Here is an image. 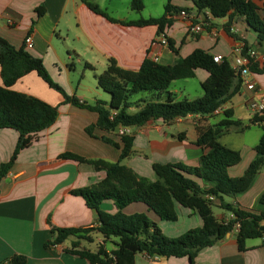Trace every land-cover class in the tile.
I'll use <instances>...</instances> for the list:
<instances>
[{
  "label": "crops",
  "instance_id": "1",
  "mask_svg": "<svg viewBox=\"0 0 264 264\" xmlns=\"http://www.w3.org/2000/svg\"><path fill=\"white\" fill-rule=\"evenodd\" d=\"M116 1L123 10H117L113 3L115 1L88 0L116 21L112 23L90 11L80 0H0V37L19 50L23 48L25 38L31 36L32 48L24 50L44 63L49 76L68 96H74L88 105L100 101L106 107L109 96L98 87L97 77L107 67L108 60H114L122 69L136 71L145 59H156V64L173 66L199 49L208 55H221L230 61L235 39L243 40L248 47L260 54L264 53V45L257 44L255 34L249 30L243 18L236 17L231 23L230 34L231 31L236 32L232 34L235 36L233 39L224 31L227 18H211L201 33L193 34L187 32L189 23L174 13L167 16L172 24L164 29L165 38L173 41V48L170 49L169 46L158 43L160 35L155 26L135 27L125 23L157 19L158 16L153 15V11L148 10L147 6L155 2L156 13L161 7L163 14L164 6L168 3L178 11L185 10L196 15L198 19L195 23L205 19L206 12H196L191 0H143V11L134 14L129 9V0ZM39 8L43 10L40 16L37 14ZM110 9L111 14L108 13ZM214 33L216 37L213 36ZM74 60L80 65L84 64L85 69L91 73H82L75 88L69 79L72 66L75 65ZM69 61L72 62L70 65ZM207 78L206 71L197 69L194 78L182 80V87H177V84L173 85L175 81L172 82L169 91L174 95L175 101L199 99L203 94L200 86ZM85 79L91 80L87 82L88 87L82 86ZM254 82L257 92L264 93V73L254 74ZM11 90L37 98L52 107H58L59 110L54 124L40 133L33 144L17 156L14 165L0 182V264L16 255L26 257L27 264H88L85 260L66 253L75 242L79 243V249H84L82 242L86 240L69 237L61 245H45L53 240L50 225L56 229L84 230L98 227L96 213L85 206L83 199L72 196L70 191L94 185L104 180L105 174L103 171H94L87 164L70 160L59 161L57 156L70 153L85 160L116 163L120 158V149L106 144L102 138L120 146L119 131L105 133L96 129L94 135L89 137L85 130L96 123V113L63 104L61 95L49 89L34 72L16 82ZM253 97L255 95L241 86L221 106L220 114L207 117L187 116L169 125L150 120L143 127L130 129L134 136V154L123 160L122 164L151 181L155 180L152 171L154 164L197 167L200 157L207 152L206 148L195 144L198 139L197 130L219 123L227 110L232 111L233 120L248 124L254 114L248 109L247 101ZM137 99L139 97L135 98ZM135 112L136 109H131V113ZM261 135L262 131L258 126H251L242 133L230 130L221 137L219 143L239 152L241 157L240 163L228 169L230 178L239 179L243 176L255 159L254 147ZM16 143L15 130H0V167L9 162ZM199 187L206 189L202 184ZM262 197L264 168L257 173L244 193L224 200L242 211L264 214ZM216 206L219 209V205ZM100 209L107 214H114L116 211L112 202L101 203ZM123 212L126 216L145 214L170 240L202 227V221L195 212L179 206H175V223L161 221L143 203L129 205ZM214 217L218 221H225L229 213ZM236 233L234 229L215 246L198 252L195 264H264V233L261 239L247 240L244 252L238 250ZM82 238H90L91 241L87 242H93L95 238L97 248L99 244H103L101 235L95 231L87 236L83 235ZM105 247L107 252L114 249L111 243H106ZM135 263L147 264L144 254L137 255ZM155 264H189V261L187 258L167 260L159 257Z\"/></svg>",
  "mask_w": 264,
  "mask_h": 264
},
{
  "label": "trees",
  "instance_id": "2",
  "mask_svg": "<svg viewBox=\"0 0 264 264\" xmlns=\"http://www.w3.org/2000/svg\"><path fill=\"white\" fill-rule=\"evenodd\" d=\"M88 9L101 15L112 23L108 15L88 0H80ZM113 1V0H111ZM198 13L208 12L213 19H228L224 31L230 34V26L234 18H243L256 36L259 46L264 45V0L258 8L253 0H191ZM143 0H129V8L135 14L143 11ZM178 9L164 6V13L160 18L142 19L126 25L135 27L155 26L158 35H164V29L172 24L167 16L180 14ZM263 13V15L261 14ZM37 14H43L41 8ZM168 46L173 48V41L168 40ZM246 45V44H245ZM247 46V45H246ZM204 70L208 74L207 80L201 84L203 92L199 99L175 101L169 91L172 82L194 78L196 70ZM251 71L258 75L264 73V64L259 67L253 65ZM34 72L49 89L59 93L63 104H70L96 113L97 120L85 132L89 137L94 131L105 133L118 132L122 128H140L151 121H161L172 124L187 116H212L224 103L234 96L241 87V83L233 75V70L227 62L217 64L212 56L194 50L188 57L177 65L165 66L145 59L136 71L119 67L114 60L107 61V67L97 77L98 87L109 96V104L96 102L88 105L80 102L74 96H68L62 87L47 73L44 63L26 53L24 47L16 49L0 37V130L12 129L17 134L16 148L8 163L0 167V182L14 165L17 156L29 148L38 135L50 128L57 119L58 107H52L37 98L18 94L11 87L24 76ZM136 97L139 99L135 100ZM131 109H136L131 113ZM231 110L223 113L222 120L208 128L198 129L196 146L207 149L197 164V167L182 164H154L152 171L155 180L141 177L122 164L133 156V135L120 136V143L115 144L102 138L106 144L120 149V158L110 164L104 160H85L70 153L57 156L59 161H75L90 165L94 171H103L105 179L84 189L70 191L72 196L83 199L85 206L96 213L98 227L95 229H56L50 225L53 240L50 245H61L69 237L78 240L91 241L82 238L91 232H97L103 239L94 252L79 249V243H73L66 253L85 260L88 264H136L135 257L144 254L148 257L171 259L187 258L189 264H195L198 252L215 246L223 240L226 234L234 230L235 224L240 228L236 233V242L239 252L245 251V242L250 239H261L259 231L264 222V214H255L242 211L237 206L225 202V198L233 199L244 193L252 184L257 173L264 168V113L254 115L244 125L233 120ZM251 126H258L262 135L254 147L255 159L249 164L241 178H230L228 169L240 163L239 152L222 146L221 137L230 130L240 133ZM131 132V131H130ZM202 184L206 189H202ZM112 202L115 213L102 212L100 204ZM261 202L264 203V197ZM143 203L150 212H153L161 221L175 223L177 214L175 206L192 210L202 221V227L189 230L177 239L170 240L159 230V227L150 221L145 214L126 216L123 212L129 205ZM232 214L228 221H218L212 212L213 207ZM50 224V221H48ZM111 243L114 249L107 252L105 244ZM2 264H27L24 256L16 255Z\"/></svg>",
  "mask_w": 264,
  "mask_h": 264
},
{
  "label": "built area",
  "instance_id": "3",
  "mask_svg": "<svg viewBox=\"0 0 264 264\" xmlns=\"http://www.w3.org/2000/svg\"><path fill=\"white\" fill-rule=\"evenodd\" d=\"M180 17L185 19L189 24L187 26L188 33H201L202 28L209 24V19H211V15L206 12L205 19H200L198 23L195 21L198 19L196 15L189 14L188 12H181ZM10 23V22H9ZM231 33L235 34L236 32L231 31ZM216 37V33L213 34ZM32 37L28 36L25 38L23 42V47L25 50H29L32 48ZM158 43L162 46H168V41L164 35H160L158 39ZM213 62L217 64H223L227 62L231 69L233 70L234 77L240 81L241 86L249 93L255 95V97L251 98L247 101L248 109L254 115H262L264 113V93H258L256 90V84L254 82V73L251 71V67L253 65H257L261 67L264 64V53H258V51L248 47L245 45L244 41L241 39H235L234 47L231 51V60L228 61L226 58L222 57L221 55L212 56ZM153 61V60H151ZM156 59L153 63H156ZM222 111L221 108H218L214 114H220ZM119 134L124 135L130 134V129L122 128L119 130ZM233 218L232 214H229V217L225 220H231ZM239 224H235L234 229L236 232L239 230ZM145 256V255H144ZM158 257H148L145 256V260L147 264H155Z\"/></svg>",
  "mask_w": 264,
  "mask_h": 264
},
{
  "label": "rangeland",
  "instance_id": "4",
  "mask_svg": "<svg viewBox=\"0 0 264 264\" xmlns=\"http://www.w3.org/2000/svg\"><path fill=\"white\" fill-rule=\"evenodd\" d=\"M89 1H91V0H89ZM113 1H115V2H113V3H115V5H116V7H117V10H119V11H121V10H123L122 9V7L120 6V4H118L119 2L118 1H116V0H113ZM253 2H255L259 7L258 8H261L262 7V1L261 0H253ZM150 3V2H149ZM113 5V4H112ZM147 6H148V10H152L153 12L152 13H154L153 15H155V16H158L157 18H160L163 14H162V9H161V7H160V9L158 8V13H156L157 11V9H156V6H157V4H156V2H155V4H153V5H150V4H147ZM130 9V8H129ZM111 10L112 9H110V10H108V13H110L111 14ZM160 10V11H159ZM135 14V13H134ZM261 14L263 15V13L261 12ZM64 55L65 56H67V53H64ZM73 61V60H72ZM70 63H69V65L72 63L71 61H69ZM74 63H75V65L74 66H72L73 67V69H71V72H70V77H69V79H70V82H71V84L74 86V88L76 87V84H77V82L81 79V74L82 73H85V75H91V73L87 70V69H85V65L84 64H82V65H80V64H78V63H76L75 62V60H74ZM71 67V68H72ZM91 78V77H90ZM92 79V78H91ZM86 81H84V82H82V86L84 85V86H86V87H88L87 85H89L87 82H90L91 80L90 79H85ZM190 82H192V83H194V81H192V80H189ZM182 81H177L176 83L174 82L173 83V85L174 84H177V85H175V86H177V87H182V83H181ZM195 84V83H194ZM173 85H171V88H173ZM212 212L214 213V215H218V214H221V213H226V212H224V211H222V210H220V209H218L217 207H213L212 208ZM94 240H93V242H87V241H85V242H82V245H83V247H84V249L85 250H88V251H90V252H94L95 250H96V248H97V241L95 240V238H93Z\"/></svg>",
  "mask_w": 264,
  "mask_h": 264
},
{
  "label": "water",
  "instance_id": "5",
  "mask_svg": "<svg viewBox=\"0 0 264 264\" xmlns=\"http://www.w3.org/2000/svg\"><path fill=\"white\" fill-rule=\"evenodd\" d=\"M132 129V128H131ZM259 231L264 233V222L260 225Z\"/></svg>",
  "mask_w": 264,
  "mask_h": 264
}]
</instances>
